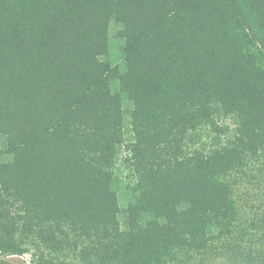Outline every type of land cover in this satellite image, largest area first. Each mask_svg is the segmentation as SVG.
Instances as JSON below:
<instances>
[{"label": "trees", "instance_id": "16d2710c", "mask_svg": "<svg viewBox=\"0 0 264 264\" xmlns=\"http://www.w3.org/2000/svg\"><path fill=\"white\" fill-rule=\"evenodd\" d=\"M26 253L264 264V0H0V257Z\"/></svg>", "mask_w": 264, "mask_h": 264}, {"label": "rangeland", "instance_id": "374dc122", "mask_svg": "<svg viewBox=\"0 0 264 264\" xmlns=\"http://www.w3.org/2000/svg\"><path fill=\"white\" fill-rule=\"evenodd\" d=\"M112 48H111V57L116 61H120V50H119V46H118V43L117 41L115 40L114 37H112ZM125 171V170H124ZM125 174V173H123ZM250 183V182H249ZM248 186V191H254V193L252 195H256L257 193L261 192V188L258 186L256 187L257 185L254 183V182H251L250 184H247ZM243 190V188L241 189V191ZM249 201H248V204H247V210H250V206L251 205H254L252 208L253 209H258L257 205L258 203H260L261 201V198L262 196L260 197H248ZM126 199H122V203L125 204L126 203ZM244 201H242L243 203ZM262 216V215H261ZM255 230V229H253ZM1 259H4L6 262H9V264H33L31 262V255L30 253H26L24 254L23 256H8V257H0ZM232 260V259H231ZM229 259L227 258H220V259H215V260H212L209 262V264H237L235 261H230Z\"/></svg>", "mask_w": 264, "mask_h": 264}]
</instances>
